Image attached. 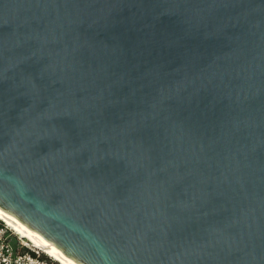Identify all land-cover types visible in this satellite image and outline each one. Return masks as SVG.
Wrapping results in <instances>:
<instances>
[{
    "label": "water",
    "instance_id": "1",
    "mask_svg": "<svg viewBox=\"0 0 264 264\" xmlns=\"http://www.w3.org/2000/svg\"><path fill=\"white\" fill-rule=\"evenodd\" d=\"M0 219L63 264H264V0H0Z\"/></svg>",
    "mask_w": 264,
    "mask_h": 264
},
{
    "label": "built area",
    "instance_id": "2",
    "mask_svg": "<svg viewBox=\"0 0 264 264\" xmlns=\"http://www.w3.org/2000/svg\"><path fill=\"white\" fill-rule=\"evenodd\" d=\"M12 241L13 231L0 220V264H53L39 249L23 241L14 245Z\"/></svg>",
    "mask_w": 264,
    "mask_h": 264
},
{
    "label": "rangeland",
    "instance_id": "3",
    "mask_svg": "<svg viewBox=\"0 0 264 264\" xmlns=\"http://www.w3.org/2000/svg\"><path fill=\"white\" fill-rule=\"evenodd\" d=\"M23 240H21L18 235H16L14 232H13V241L12 243L15 245L17 244V242H22ZM24 242V241H23ZM26 243V242H25ZM28 246H30L31 248L33 249H36L34 247H32L31 245L28 244ZM41 253V252H40ZM44 254V253H43ZM48 259H50V261L53 262V264H59L58 262L54 261L53 259H51L50 257H48L46 254H44Z\"/></svg>",
    "mask_w": 264,
    "mask_h": 264
},
{
    "label": "bare ground",
    "instance_id": "4",
    "mask_svg": "<svg viewBox=\"0 0 264 264\" xmlns=\"http://www.w3.org/2000/svg\"><path fill=\"white\" fill-rule=\"evenodd\" d=\"M1 220V219H0ZM2 221V220H1ZM5 223V222H4ZM6 224V223H5ZM7 225V224H6ZM8 226V225H7ZM9 227V226H8ZM11 229V228H10ZM12 230V229H11ZM13 231V230H12ZM16 235H18L15 231H13ZM18 237L21 239V240H23L24 242H26L27 244H29V245H31L30 243H28L26 240H24L23 238H21L19 235H18ZM32 247H34V248H36V249H39V248H37V247H35V246H33V245H31ZM41 252H43L44 254H46L48 257H50L51 259H53L54 261H56V262H58L59 264H63V263H61L58 259H56L55 257H53V256H51L50 254H48V253H46V252H44V251H42L41 249H39Z\"/></svg>",
    "mask_w": 264,
    "mask_h": 264
}]
</instances>
